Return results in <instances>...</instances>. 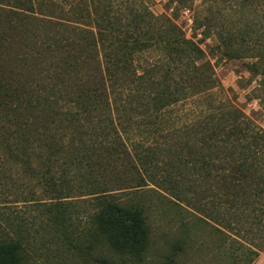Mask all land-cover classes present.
I'll list each match as a JSON object with an SVG mask.
<instances>
[{
	"label": "rangeland",
	"instance_id": "obj_1",
	"mask_svg": "<svg viewBox=\"0 0 264 264\" xmlns=\"http://www.w3.org/2000/svg\"><path fill=\"white\" fill-rule=\"evenodd\" d=\"M69 1L0 0V13L11 14L22 41L21 52L0 48L4 60L12 53L6 64L17 72L0 78V240L18 242L20 264H258L264 258V147L248 160L214 156L210 165L190 163L187 149L183 160L169 157L166 148L180 135L133 133L136 147L117 148L100 99L98 46L92 34L65 22ZM166 2L156 0V15L166 13ZM201 4L195 0L171 16L214 64L223 87L214 90L217 101L264 131L263 77L244 60L212 53L213 37L201 41L202 30L192 29ZM57 70L67 79L57 78ZM71 82H80L72 93ZM199 99L175 107L178 125L200 115L208 102ZM136 153L153 162L140 166ZM140 178L144 186L133 188ZM102 191L109 201L142 209L150 244L141 259L112 248L98 231Z\"/></svg>",
	"mask_w": 264,
	"mask_h": 264
},
{
	"label": "trees",
	"instance_id": "obj_2",
	"mask_svg": "<svg viewBox=\"0 0 264 264\" xmlns=\"http://www.w3.org/2000/svg\"><path fill=\"white\" fill-rule=\"evenodd\" d=\"M201 1L193 31L202 30L201 41L214 38L212 53L244 60L253 75L263 77L264 101V0ZM222 1L224 5L219 9ZM194 3L195 0H167L166 13L159 16L153 11L156 0H70L63 6L69 26L95 37L101 58L100 99L108 107L105 109L111 116L117 148L127 147L126 142L136 147L140 142L131 138L133 133L144 138L180 135L174 147L166 148L167 155L175 160L186 158L182 155L185 149L190 150V163L201 159V164L210 165L214 156L228 161L248 160L252 150L263 149L264 131L225 100L217 101L214 90L223 87L216 78L214 64L199 41L187 38L171 16ZM0 17V48L13 47L21 52L22 41L16 38L19 29L11 14L0 13ZM8 54L11 58L12 53ZM9 58H0V78H10L15 72L6 64ZM63 73L60 71L57 77L62 81L67 79V73ZM79 83L66 85L67 92L72 93ZM197 98L199 103L208 104L199 107L202 111L193 121L178 125L175 107ZM22 148L23 144L19 150ZM176 152L181 156L176 157ZM137 156L144 168L153 162ZM143 180L133 182V188L144 186ZM97 196L101 200L96 217L98 231L112 248L141 259L150 244L142 209L107 200L108 191ZM18 250L16 240L1 239L0 264H20ZM165 264L177 263L171 259Z\"/></svg>",
	"mask_w": 264,
	"mask_h": 264
},
{
	"label": "crops",
	"instance_id": "obj_3",
	"mask_svg": "<svg viewBox=\"0 0 264 264\" xmlns=\"http://www.w3.org/2000/svg\"><path fill=\"white\" fill-rule=\"evenodd\" d=\"M258 264H264V258H262Z\"/></svg>",
	"mask_w": 264,
	"mask_h": 264
}]
</instances>
